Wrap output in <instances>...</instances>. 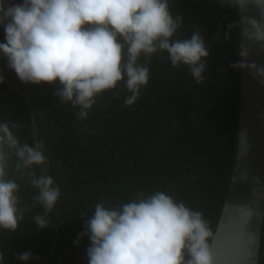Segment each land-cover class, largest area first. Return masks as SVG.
Listing matches in <instances>:
<instances>
[{
  "label": "trees",
  "instance_id": "trees-1",
  "mask_svg": "<svg viewBox=\"0 0 264 264\" xmlns=\"http://www.w3.org/2000/svg\"><path fill=\"white\" fill-rule=\"evenodd\" d=\"M20 4L22 0H9ZM172 15L182 23L173 39L190 38L199 30L209 51L205 80L197 84L187 66L173 67L167 53L154 54L149 81L131 106L122 80L96 98L85 119L79 107L62 103L56 84H25L8 68L0 53V73L30 100L38 141L48 158L47 171L61 195L49 212L58 227L61 245L72 255L68 264H88V237L78 234L101 199L120 206L155 191H164L177 202L200 211L212 237L223 208L235 164L240 111L241 69L238 0H168ZM0 26V43H4ZM140 63L145 62L141 56ZM7 123L18 146L34 145L28 106L18 92L0 83V124ZM2 135V134H0ZM6 161L5 179L19 185L16 194L23 218L17 229H0L2 264H63L67 252L56 243L55 230L43 207L34 200L31 183L43 174L40 166L25 167L16 150L0 145ZM19 165V167H18ZM48 222L39 228L35 216ZM210 238V242L211 239ZM31 252L26 262L14 254ZM258 264H264V218Z\"/></svg>",
  "mask_w": 264,
  "mask_h": 264
},
{
  "label": "clouds",
  "instance_id": "clouds-1",
  "mask_svg": "<svg viewBox=\"0 0 264 264\" xmlns=\"http://www.w3.org/2000/svg\"><path fill=\"white\" fill-rule=\"evenodd\" d=\"M181 23L182 17L170 12L168 0H22L20 4L0 0L5 40L0 53L20 82L58 85L54 95L79 107L76 116L85 119L96 98L122 80L130 93L123 103L133 105L148 84V61L157 53H167L173 67L187 66L196 83L202 84L209 51L199 30L190 38L173 39ZM141 56L144 63L138 62ZM251 67L264 76V66ZM0 134V145L15 149L25 167L44 166L47 172L42 141L18 146L7 123L0 124ZM5 167L0 150V229L14 232L23 218L16 195L19 185L5 179ZM31 183L38 190L34 200L51 212L60 187L44 174L33 173ZM106 205L103 199L95 204L75 242L88 237V264H214L212 232L203 213L166 192L147 196L139 192L118 207ZM34 219L39 228L48 226L43 215ZM14 255L24 262L38 259L31 252ZM3 260L0 253V264Z\"/></svg>",
  "mask_w": 264,
  "mask_h": 264
},
{
  "label": "water",
  "instance_id": "water-1",
  "mask_svg": "<svg viewBox=\"0 0 264 264\" xmlns=\"http://www.w3.org/2000/svg\"><path fill=\"white\" fill-rule=\"evenodd\" d=\"M240 21V111L235 164L223 208L210 245L214 264H258L264 218V76L251 65L264 66V0H238ZM0 77L25 101L30 113L34 142L38 141L32 104L25 93L6 78ZM44 175V166H40ZM57 184L54 181V186ZM45 216L55 230L58 227L49 212Z\"/></svg>",
  "mask_w": 264,
  "mask_h": 264
}]
</instances>
